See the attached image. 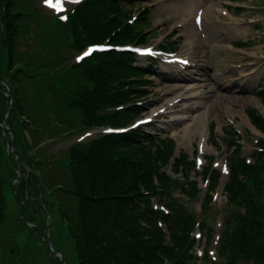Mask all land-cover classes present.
<instances>
[{
  "label": "rangeland",
  "instance_id": "374dc122",
  "mask_svg": "<svg viewBox=\"0 0 264 264\" xmlns=\"http://www.w3.org/2000/svg\"><path fill=\"white\" fill-rule=\"evenodd\" d=\"M2 1L14 6L15 10L26 12V15L16 16V25L21 32L15 39V46L21 56L26 53L40 55L45 60L43 73L46 76H23L20 67L24 68V58L8 66L9 40L0 39V75L7 77L12 97L5 121L14 132L18 159L14 161L11 156L10 135L3 136L1 129L0 171L6 207L0 223V264H60L42 235L52 250L63 254L66 264H78L70 230L57 208L54 183L57 177L62 178L59 171L69 166L68 148L102 134L98 129H87L75 114L67 119L74 125L59 127L62 123L57 116L62 109L59 93L76 86L71 64L80 60L79 54L89 44L88 40L81 45L75 44L67 26L79 5L71 0H57L65 5L64 11L57 12L44 0ZM114 1L117 6L107 13V18L115 16L130 24L138 46L158 47L163 44L176 47L174 54H183L190 60V65L180 67L174 62L163 64L161 54L155 57L154 65L136 56L133 64L136 74L123 83L132 88L130 97L123 103L133 107L132 114L136 116L131 121H123V125L125 131H129L136 120L151 118L148 124L153 142L147 141L144 146L155 159L167 150L169 141L173 142L170 156L174 160L170 162L168 157L166 164L161 165L168 177L181 185L187 182L188 185H182L184 188H195L196 191L200 188L199 196H203L202 192L207 188L211 194L206 207L200 211L198 198L189 199L186 193L180 194L182 191L171 186L174 198L182 202L187 213L198 221L192 236L200 231L204 235V227L211 225L217 232L221 215L223 222L226 216L238 212V209L228 207L222 188L229 176L226 164H229L231 155L246 162L252 161V155L258 151L255 142L260 136L264 137V129L248 113V109L253 108L264 123V106L260 101L263 93L257 94L261 82L264 87V0H203L202 27L197 28L191 41L188 30H191V24L197 23L191 22L192 17L183 13L190 7L191 0ZM181 17L189 20L178 25ZM236 41L238 44L247 43L236 46ZM153 72L155 74H151ZM6 94L7 89L0 82V121L7 102ZM24 112H33L40 125L38 131L29 133L28 128L26 131ZM198 119L201 120L200 128L194 129L193 124ZM51 133L57 136L56 139L51 140ZM31 137L39 141H31ZM132 148H139V144L135 142L127 148L128 155L135 158L133 155L138 153ZM3 158L9 161L7 168ZM159 160L162 162L161 158ZM16 161L23 177L20 182L19 178L15 180L13 190L10 181L15 176L12 171L17 166ZM176 162L182 164L179 170H175ZM10 166L12 170H8ZM213 169L220 173L216 187L215 176L208 182L207 175ZM259 185H264V178ZM246 235L251 236L250 233ZM197 239L194 253L187 250L194 260L182 262L184 248L180 247L181 244L174 247V251L178 248L182 251L176 253V264L208 263L204 254L201 255L205 237ZM213 245L214 242L210 245V255L216 264Z\"/></svg>",
  "mask_w": 264,
  "mask_h": 264
},
{
  "label": "trees",
  "instance_id": "16d2710c",
  "mask_svg": "<svg viewBox=\"0 0 264 264\" xmlns=\"http://www.w3.org/2000/svg\"><path fill=\"white\" fill-rule=\"evenodd\" d=\"M14 1L7 0V3ZM116 6L114 0H87L77 6L68 24L73 42L81 45L87 40L100 42L106 38L118 44L134 42L137 37L132 35L134 28L130 24L115 16L107 18V13ZM17 15L23 16L24 12L14 11L0 0V39L9 40L8 66L24 58V68L20 67V71L33 74L32 78L46 76L43 73L45 60L40 55L21 56L16 49L15 39L21 32L16 25ZM134 61L128 51L111 49L72 64L76 86L58 95L62 104L57 113L62 123L59 127L74 125L67 121L72 114L79 116L80 123L87 127L122 126L123 121L133 119L136 116L132 114L133 107L123 103L130 97L132 88L123 83L136 74ZM254 112L253 108L248 109L249 115L264 129V123ZM25 119L29 133L39 130L33 112H27ZM54 137L51 133V138ZM33 139L36 143L39 141L31 137V141ZM143 140L153 142L147 129L138 127L124 134H104L68 148L69 166L64 177L54 183V189L78 264H176V253L182 252L181 248H184L182 262L192 258L187 250L194 242L193 238L189 239L194 219L163 195L169 189L170 180L156 163L159 158L165 161L169 152L155 159L147 147H140ZM135 142L140 143L139 148H132L138 153L133 155L136 159L127 153L128 146ZM259 148L263 152L256 154L253 164L242 158L231 161L225 189L228 201L242 211L230 212V217L224 220L216 247L223 264L235 263L238 258L251 264H264V185H259L264 178V143ZM166 149L171 151V145ZM4 161L7 168L9 161ZM154 176L159 189L154 184ZM151 196L157 197L158 203L168 208V213L154 208ZM5 207L0 171V223ZM159 217L165 222L169 240H165L156 222ZM249 233L250 237L246 235ZM211 235L208 233L209 237ZM178 244L181 248L174 251Z\"/></svg>",
  "mask_w": 264,
  "mask_h": 264
},
{
  "label": "bare ground",
  "instance_id": "6f19581e",
  "mask_svg": "<svg viewBox=\"0 0 264 264\" xmlns=\"http://www.w3.org/2000/svg\"><path fill=\"white\" fill-rule=\"evenodd\" d=\"M201 3H202V0H192V3L190 4V7H187L184 9V12L183 13H187L189 15H195L196 12H199V14H202V9L200 8L201 7ZM198 14V13H197ZM185 14H182V16L184 17ZM188 33H189V41L192 40V37L194 36V33H195V29L193 28V26H191V30L189 31L188 30ZM201 123V120L198 119L193 125H194V129H197L198 127L200 128V124Z\"/></svg>",
  "mask_w": 264,
  "mask_h": 264
},
{
  "label": "snow or ice",
  "instance_id": "6c2138e0",
  "mask_svg": "<svg viewBox=\"0 0 264 264\" xmlns=\"http://www.w3.org/2000/svg\"><path fill=\"white\" fill-rule=\"evenodd\" d=\"M76 2H79V0H76ZM49 4H51V0H49ZM199 19H197V23H199Z\"/></svg>",
  "mask_w": 264,
  "mask_h": 264
},
{
  "label": "water",
  "instance_id": "95a60500",
  "mask_svg": "<svg viewBox=\"0 0 264 264\" xmlns=\"http://www.w3.org/2000/svg\"><path fill=\"white\" fill-rule=\"evenodd\" d=\"M63 264V263H62Z\"/></svg>",
  "mask_w": 264,
  "mask_h": 264
}]
</instances>
